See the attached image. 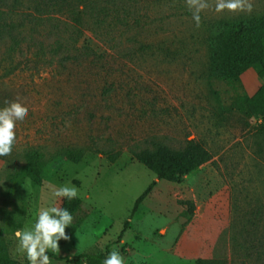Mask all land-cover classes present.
Here are the masks:
<instances>
[{"label":"rangeland","instance_id":"374dc122","mask_svg":"<svg viewBox=\"0 0 264 264\" xmlns=\"http://www.w3.org/2000/svg\"><path fill=\"white\" fill-rule=\"evenodd\" d=\"M206 2L199 26L187 0H125L129 12L121 11V21L97 22L86 12L77 50L71 32L79 25L67 9L42 17L33 0L0 9L21 32L14 49L9 39L0 44V107L19 101L29 112L16 126L12 154L0 157V248L17 264L28 261L17 251L15 230L30 228L40 208L61 207L50 186H75L82 200L65 229L70 239L48 252L60 257L118 250L125 264H239L234 230L249 245L264 239V133L259 120L233 109L235 96H253L264 78L249 70L234 90L207 73L208 41L220 21L264 13V0H245L251 11L216 12L217 0ZM73 5L85 11L79 1ZM84 46L98 57H87ZM193 139L213 160L181 184L158 180L132 156L155 144L180 149ZM32 148L47 160L41 185L21 177ZM65 149L84 157L68 161ZM185 202L196 206L190 220ZM122 233L127 245L119 242Z\"/></svg>","mask_w":264,"mask_h":264},{"label":"trees","instance_id":"16d2710c","mask_svg":"<svg viewBox=\"0 0 264 264\" xmlns=\"http://www.w3.org/2000/svg\"><path fill=\"white\" fill-rule=\"evenodd\" d=\"M34 11L40 16H46L49 12L67 9L75 17L78 27L71 32V46L77 50L83 32L82 14L86 12L100 18H112L113 21H121V11L129 12L125 0H33ZM79 1L84 4L85 11H81L74 3ZM21 3V0H0V9ZM103 23V22H102ZM20 31L8 22L7 13L0 11V44H6L7 39L11 41V48L19 46ZM87 57H98V54L89 46H84ZM208 76L218 82L226 83L234 90L243 88L242 77L249 70H253L258 77L264 78V13L254 14L246 17L226 19L220 21V31L210 37L208 41ZM78 56L71 55L67 59L75 60ZM235 113L248 120H259L264 133V86L253 96L246 93L237 94L233 101ZM62 156L71 162L79 163L84 155L81 150L65 149ZM136 161L143 164L156 175L158 180H166L181 184L185 177L191 175L204 165L213 160L212 154L197 140H188L184 147L172 149L163 144H155L152 149L132 151ZM26 165L22 170L21 177L30 179L35 185H41L47 169L45 154L39 149H29L25 153ZM154 182L135 202L132 215L136 213L139 206L149 195ZM189 220L194 217L196 206L193 202H185ZM82 200L78 197L68 200L62 199L61 208H67L74 216L80 209ZM126 223V228L129 227ZM124 233L119 237L123 240ZM244 233L235 229L232 235V255L239 259V264H259L264 259V239L258 240V244L249 245L242 240ZM257 237L253 243L257 242ZM243 241V242H242ZM109 250L98 253H85L77 257L48 255L66 264H103ZM0 264H17L11 254L0 248ZM195 264H230L226 258L221 259H198Z\"/></svg>","mask_w":264,"mask_h":264},{"label":"clouds","instance_id":"9594fccd","mask_svg":"<svg viewBox=\"0 0 264 264\" xmlns=\"http://www.w3.org/2000/svg\"><path fill=\"white\" fill-rule=\"evenodd\" d=\"M190 8H194L193 20L200 25L201 10L209 7L206 0H187ZM247 10L251 11L252 5L245 4V0H217L215 11L222 12ZM29 112L19 101L7 102L0 107V157H9L16 142V126L28 117ZM51 196L55 198L74 199L78 196L75 186H50ZM73 216L67 208L50 204L40 208L36 213L34 224L30 228L16 229L14 236L17 240V251L24 254L28 264H51L48 252H59V241L69 240L65 229L72 225ZM103 264H125L124 258L118 250L108 253Z\"/></svg>","mask_w":264,"mask_h":264},{"label":"crops","instance_id":"0c3cea01","mask_svg":"<svg viewBox=\"0 0 264 264\" xmlns=\"http://www.w3.org/2000/svg\"><path fill=\"white\" fill-rule=\"evenodd\" d=\"M122 244H125V245H127V243H126V240L125 239H123V240H121V245ZM126 250H128V248H126ZM208 259H213V258H208ZM215 259H218V258H215ZM220 259V258H219Z\"/></svg>","mask_w":264,"mask_h":264}]
</instances>
